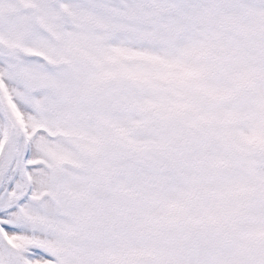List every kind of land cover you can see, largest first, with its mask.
I'll return each mask as SVG.
<instances>
[{
	"label": "snow or ice",
	"instance_id": "1",
	"mask_svg": "<svg viewBox=\"0 0 264 264\" xmlns=\"http://www.w3.org/2000/svg\"><path fill=\"white\" fill-rule=\"evenodd\" d=\"M0 264H264V0H0Z\"/></svg>",
	"mask_w": 264,
	"mask_h": 264
}]
</instances>
